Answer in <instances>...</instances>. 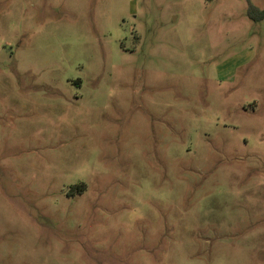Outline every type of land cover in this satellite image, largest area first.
I'll return each instance as SVG.
<instances>
[{"label":"rangeland","instance_id":"1","mask_svg":"<svg viewBox=\"0 0 264 264\" xmlns=\"http://www.w3.org/2000/svg\"><path fill=\"white\" fill-rule=\"evenodd\" d=\"M0 264H264L247 0H0Z\"/></svg>","mask_w":264,"mask_h":264},{"label":"trees","instance_id":"2","mask_svg":"<svg viewBox=\"0 0 264 264\" xmlns=\"http://www.w3.org/2000/svg\"><path fill=\"white\" fill-rule=\"evenodd\" d=\"M248 1V16L253 21H262L264 20V9L259 8L258 6L254 5L251 0Z\"/></svg>","mask_w":264,"mask_h":264}]
</instances>
